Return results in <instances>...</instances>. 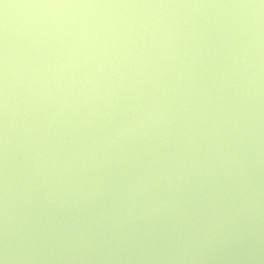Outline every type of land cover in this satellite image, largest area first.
<instances>
[{"label":"clouds","instance_id":"9594fccd","mask_svg":"<svg viewBox=\"0 0 264 264\" xmlns=\"http://www.w3.org/2000/svg\"><path fill=\"white\" fill-rule=\"evenodd\" d=\"M0 264H264V0H0Z\"/></svg>","mask_w":264,"mask_h":264}]
</instances>
